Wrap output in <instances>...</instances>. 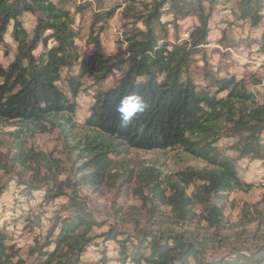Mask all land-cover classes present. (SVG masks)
<instances>
[{"label":"trees","instance_id":"trees-1","mask_svg":"<svg viewBox=\"0 0 264 264\" xmlns=\"http://www.w3.org/2000/svg\"><path fill=\"white\" fill-rule=\"evenodd\" d=\"M231 1L141 3L145 13L135 17V21L141 23L143 29L128 32L126 47H119L116 54L105 57L100 53L101 35L120 6L105 8L101 0L80 1L76 11L80 15L93 5L98 8L93 14V26L86 43L87 48L92 47V52L90 49L81 53L76 43L80 31L75 17L67 9L72 0H0V48L6 46L8 35L17 45L9 66L5 68L0 62V122H49L51 129H55L60 126L56 121L63 114L75 115L76 99L84 78L91 77L101 83L118 75L112 87L95 96L85 120L90 134L79 141V145H67L75 155L76 174L63 182L53 180L56 193L52 197L67 196L74 212L54 220L44 240L31 249L32 264H82V256L93 242L89 230L98 223L75 198L78 189L113 181L112 156L126 149H181L203 160L209 168L183 174L185 184L201 183L190 197L168 177V180L162 179L160 173L144 184L156 201L183 215L188 206L200 205L207 225L212 229L222 228V202L227 195L253 187L239 177L236 163L240 160L264 163V104L257 102L245 89L243 81L234 76L217 78L212 92L209 85L196 84L191 75L195 56L208 44L212 27L218 23L215 12L218 8L227 11ZM263 9L264 0H238L239 17L250 29L263 23ZM128 12L122 11V19L130 16ZM26 13L36 19L32 32L21 19ZM166 16L172 19L164 20ZM188 18H195L198 25L188 39H182L185 43H180L178 38L173 41L170 27L177 29L179 23ZM259 36L258 51L264 54V29ZM221 42L230 46L234 41L225 32ZM63 72H66L65 77ZM63 80L68 91L59 87ZM131 95L141 96L147 107L123 125L117 106L123 97ZM40 126L44 133L50 130L46 125ZM67 132L70 131L62 129L68 140H73ZM224 132L229 137L240 138L237 158L216 149ZM19 148L12 157L13 164H48L45 154ZM6 167L0 154V171ZM67 190L71 195H66ZM119 236L111 231L108 239L118 243L121 260L125 263L259 264L264 260L263 249L231 261L206 263L195 242L181 235L161 240L144 233L136 244L129 237L118 239ZM9 242L7 233L0 231V264H25L15 245Z\"/></svg>","mask_w":264,"mask_h":264},{"label":"rangeland","instance_id":"rangeland-1","mask_svg":"<svg viewBox=\"0 0 264 264\" xmlns=\"http://www.w3.org/2000/svg\"><path fill=\"white\" fill-rule=\"evenodd\" d=\"M80 1L72 0L67 9L75 17L76 28L80 31L76 40L79 51L84 53L91 49L92 52V47L87 48L86 43L93 26V14L98 8L93 5L80 15L76 12ZM135 1L101 0L105 8L120 6L101 35L100 53L103 56H112L119 47L125 48L128 32L136 28L143 29L142 24L135 21V17L145 13L141 3L150 5L160 0ZM124 9L129 11L130 16L122 19ZM228 10L225 11L228 13L226 17L220 18L212 28L203 51L195 56L191 75L196 84L200 87L209 85L212 92L215 91L212 85L217 78L234 76L243 81L245 89L255 96L257 102L264 104V54L258 52L257 47L259 35L264 29V20L260 26L250 29L245 27L239 17L238 0L231 1ZM21 19L25 28L32 32L35 17L26 13ZM163 19L172 18L166 16ZM191 19L180 22L177 29L170 27L173 41L178 38L180 43H185L181 35L185 30H189V33L193 30ZM225 32L234 41L230 46L221 42ZM16 48L17 45L8 35L6 46L0 48V62L5 68L14 60ZM65 76L66 72H63ZM117 79L118 75H114L107 81L96 83L91 77L84 78L83 88L76 99L75 115L63 114L56 121L60 126L55 129H51L49 122H0V154L7 166L0 171V215L7 219V226L10 227L7 230V226H0V231L7 233L9 243L15 245L25 264L33 263L34 257L30 251L44 240L54 220L74 212L67 196L52 197L56 193L53 180L63 182L74 178L77 167L75 155L70 153L71 148L67 145H79L78 142L84 141L90 134L85 128V120L90 115L95 96L112 87ZM59 87L68 91L64 80L59 83ZM66 120H70V123L67 124ZM40 125H46L50 130L44 133ZM65 128L70 131L67 133L74 137L73 140H68L62 133ZM239 139L229 137L224 132L215 147L220 153L237 158ZM20 146L25 151L45 154L48 164H13L12 157ZM112 162L113 181L103 186L80 187L75 197L98 223L89 230L93 242L82 256V264H132L121 260L118 243L108 239L111 231L120 234L118 239L129 237L134 244L144 233H150L161 240L173 235L184 236V239L195 242L206 263L223 259L231 261L264 249V163L261 161L249 162L245 164L246 167L242 160L236 163L239 177L253 184V187L246 192L234 191L227 195L222 202L224 222L220 229H212L207 225L200 205L188 206L183 215L173 207L156 201L149 187L144 184L152 181L156 173H160L162 179L169 178L190 197L201 183L187 185L182 180L183 174L190 170L209 168L203 160L181 149H126L120 155L112 156ZM66 195H71V192L67 190ZM259 264H264V260Z\"/></svg>","mask_w":264,"mask_h":264},{"label":"clouds","instance_id":"clouds-1","mask_svg":"<svg viewBox=\"0 0 264 264\" xmlns=\"http://www.w3.org/2000/svg\"><path fill=\"white\" fill-rule=\"evenodd\" d=\"M147 104L141 96L131 95L121 99L117 106V112L120 114L121 122L127 125L138 113L145 111Z\"/></svg>","mask_w":264,"mask_h":264},{"label":"bare ground","instance_id":"bare-ground-1","mask_svg":"<svg viewBox=\"0 0 264 264\" xmlns=\"http://www.w3.org/2000/svg\"><path fill=\"white\" fill-rule=\"evenodd\" d=\"M220 9L218 8V11H216L215 12V19L217 20V22L218 21H220V18H224V17H226V14H228V13H226L225 11H219ZM228 11H230V10H228ZM214 15V14H213ZM228 16H230V14L228 15ZM214 17V16H213ZM214 20V19H213ZM188 21V20H187ZM215 21V20H214ZM191 22H192V28L194 29L197 25H198V23H197V20L195 19V18H193V19H191ZM246 24V23H245ZM249 27V26H248ZM250 27H252V25L250 26ZM213 28V27H212ZM189 36H190V34H183V39H188L189 38ZM259 52V51H258ZM242 161H244V166H245V164L247 165V164H249V162L250 161H248V160H242ZM252 163V162H251ZM246 167V166H245ZM41 194H43V193H40V195ZM35 197H37V196H35ZM44 198V197H43ZM32 202H33V200H32ZM31 203V202H30ZM34 203V202H33ZM43 204V203H42ZM45 204V203H44ZM0 212H1V210H0ZM1 214V213H0ZM6 220L7 219H4V218H2L1 217V215H0V226H7V222H6ZM10 229V227H8L7 226V230H9Z\"/></svg>","mask_w":264,"mask_h":264},{"label":"built area","instance_id":"built-area-1","mask_svg":"<svg viewBox=\"0 0 264 264\" xmlns=\"http://www.w3.org/2000/svg\"><path fill=\"white\" fill-rule=\"evenodd\" d=\"M192 23V22H191ZM183 34H190L189 30H185ZM183 34L181 35V37H183Z\"/></svg>","mask_w":264,"mask_h":264}]
</instances>
